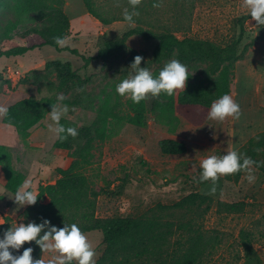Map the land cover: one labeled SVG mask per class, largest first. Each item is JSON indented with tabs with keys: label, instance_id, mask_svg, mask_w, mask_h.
<instances>
[{
	"label": "rangeland",
	"instance_id": "1",
	"mask_svg": "<svg viewBox=\"0 0 264 264\" xmlns=\"http://www.w3.org/2000/svg\"><path fill=\"white\" fill-rule=\"evenodd\" d=\"M6 0H0L3 2ZM105 19L115 20L104 25L87 11L82 0H64V11L70 20L68 44L63 48L77 50L81 55L94 57L109 39L121 37L126 31L136 28L148 29L155 33L169 30L179 38L193 37L225 45L238 38L243 20L245 35L242 42V58L236 64L232 84L233 99L240 105L239 119L229 118L223 122L209 121L195 127L182 116L175 122L177 130L169 131L153 116L148 115V127L138 128L126 125L120 134L100 145L96 151V163L88 170L97 191L106 190L97 200V216L135 217L145 214L157 205H173L191 193H200L213 199V206L205 217V228L215 231L222 244L206 264H242L245 247L242 236L247 234L264 264V176L254 168L256 181L249 184L246 174L228 180L217 181V191L209 194L211 182H198L199 161L210 154L221 155L230 146L239 152L248 141L264 132V26L256 27L243 6L244 0H140L137 6L139 16L135 24L123 20V10L130 8L129 0H94ZM14 15L0 12V52L8 51L25 43L24 35L31 28L41 29L42 24L34 15L28 17L10 38L3 37L5 26ZM136 56L143 57L141 66L153 73L157 65H150L155 41H146L133 36L128 41ZM129 54V53H128ZM129 54L116 62H85L70 51L58 52L45 47L28 52L21 57L0 58V107L11 105L29 97L41 98L36 87L28 81L32 71H41L47 62L59 60L70 63L73 70L87 79V91L94 99L95 110L106 97L118 98L116 84L127 76L133 61ZM205 66L189 69L188 81H197L203 75ZM27 81L24 83L23 81ZM62 94V93H60ZM157 97H147L148 107ZM121 97L123 110L129 111ZM95 110L69 107L65 119L77 126L88 123L95 116ZM0 114V144L11 148L14 165L31 178L36 189L41 184L54 182L57 169L69 168L72 159L68 151L55 150L53 145L58 137L49 132L51 123L47 117L31 130L28 143L22 142L14 128L3 124ZM211 124L212 126H209ZM174 139L184 142L188 151L184 155L164 156L159 142ZM4 176L0 169V195L4 193ZM240 204V211L226 213L220 210L219 202ZM12 198L0 201V222L11 217V223H27L24 211ZM96 251V262L105 250L103 234L100 231L86 233ZM23 248V247H22ZM22 248L20 250H22ZM19 250V251H20ZM52 253H41L40 259L47 261Z\"/></svg>",
	"mask_w": 264,
	"mask_h": 264
},
{
	"label": "trees",
	"instance_id": "2",
	"mask_svg": "<svg viewBox=\"0 0 264 264\" xmlns=\"http://www.w3.org/2000/svg\"><path fill=\"white\" fill-rule=\"evenodd\" d=\"M87 11L104 25L115 20L105 19L94 0H82ZM7 11L14 15L9 19L3 37L11 34L34 15L42 24L41 29L31 28L26 31L23 46L0 52V58L21 57L28 52L51 47L58 52L70 51L80 56L85 62H116L131 54L134 61L137 53L128 46L133 36H141L146 41H155L150 65H157L153 75L171 59H178L189 69L205 66L203 75L197 81L186 82L184 90L168 96L161 94L148 107L147 98L139 104L128 99V112L123 110L121 96L113 100L106 97L95 110V102L87 91V79L73 70L70 63L59 60L47 62L41 71H32L28 81L36 87L38 94H46L39 99L25 98L7 109L3 115L4 125L15 129L22 142L28 143L31 130L39 125L52 110L57 94L62 93L63 101L71 108L85 111L95 110V116L88 123L77 126L73 121L62 119L66 126L77 127L78 136L55 141V150L68 151L72 162L67 169L58 168V178L54 183L41 184L37 191L40 195L36 205L27 206L24 216L29 222H42V218L52 225L63 227L64 223H77L82 232L100 231L104 237L105 250L96 264H206L222 244V239L215 231L205 228V217L213 206V199L200 193H191L173 205H157L145 214L135 217L97 216V200L106 190L97 191L88 170L96 163V151L100 145L118 136L126 125L138 128L148 127V115L153 116L171 133L176 132L179 116L195 127L203 125L208 116L212 101L223 94L232 93V84L236 64L242 58V42L245 35L243 20L238 38L225 45L193 37L179 38L175 33L164 30L153 32L136 28L126 31L121 37L106 40L94 57L87 58L77 50L60 48L55 44L57 36H68L70 20L64 11V0H6L0 2V12ZM129 53V54H128ZM27 83V81H23ZM164 156H178L187 153L184 142L164 139L159 142ZM258 162L255 168L264 176V132L251 138L240 151ZM0 169L4 176V193L0 201L14 195L22 184L26 174L14 165L10 147L0 144ZM242 172L225 176L228 180H238ZM220 210L226 213L239 212L240 204L219 202ZM11 217H6L0 225V235L11 227ZM245 247L242 264H263L255 251L251 238L242 236ZM32 247L33 258L40 259L42 250L35 241L26 242L23 248ZM22 250L19 253H22ZM14 253V254H19Z\"/></svg>",
	"mask_w": 264,
	"mask_h": 264
},
{
	"label": "clouds",
	"instance_id": "3",
	"mask_svg": "<svg viewBox=\"0 0 264 264\" xmlns=\"http://www.w3.org/2000/svg\"><path fill=\"white\" fill-rule=\"evenodd\" d=\"M139 3L140 0H129L131 7L123 10V20L129 25L135 24V17L139 16ZM153 6H160L157 0H154ZM243 6L256 21L257 28L264 26V0H244ZM54 41L58 47L64 48L69 42V37L57 36ZM142 61L143 57L136 56L127 76L116 84L115 91L121 97L139 104L149 96H172L177 90L185 89L191 76L186 64L178 59H171L160 69L158 75H153L147 66H141ZM65 99L63 94H57L56 103L52 104V110L47 113L51 121L47 125L48 130L61 141L67 140L69 136L75 138L79 134L77 127L61 123L69 113V106L63 103ZM6 113L7 109L0 107V114ZM240 115V105L230 94L225 93L212 101L207 118L209 121L223 122L229 118L239 119ZM256 166L257 161L229 146L223 154H210L199 161L198 182L210 181L209 194L214 195L217 191V181L221 177L243 172L248 183H254ZM39 197L33 180L25 178L10 198L19 208H23L36 205ZM2 224L4 223L0 222V225ZM32 241H35L43 253H52L51 258L47 261L43 258L34 259L32 247L23 248L22 253H19L26 242ZM95 257L96 251L92 243L77 223H64L63 227H57L46 218H42L40 223L15 222L0 235V264H96Z\"/></svg>",
	"mask_w": 264,
	"mask_h": 264
},
{
	"label": "crops",
	"instance_id": "4",
	"mask_svg": "<svg viewBox=\"0 0 264 264\" xmlns=\"http://www.w3.org/2000/svg\"><path fill=\"white\" fill-rule=\"evenodd\" d=\"M55 181H56V180H55ZM55 181H54V182H55ZM54 182H52V183H54Z\"/></svg>",
	"mask_w": 264,
	"mask_h": 264
}]
</instances>
